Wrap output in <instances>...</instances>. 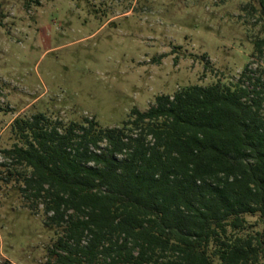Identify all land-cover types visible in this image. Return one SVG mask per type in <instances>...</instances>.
<instances>
[{
  "label": "trees",
  "instance_id": "trees-1",
  "mask_svg": "<svg viewBox=\"0 0 264 264\" xmlns=\"http://www.w3.org/2000/svg\"><path fill=\"white\" fill-rule=\"evenodd\" d=\"M254 47L264 59V38ZM251 65L224 87L158 96L117 127L19 116L0 180L42 214L60 264H260L264 228L248 218L264 227V69Z\"/></svg>",
  "mask_w": 264,
  "mask_h": 264
},
{
  "label": "rangeland",
  "instance_id": "rangeland-1",
  "mask_svg": "<svg viewBox=\"0 0 264 264\" xmlns=\"http://www.w3.org/2000/svg\"><path fill=\"white\" fill-rule=\"evenodd\" d=\"M253 0H0V150L19 116L103 128L192 85L224 87L253 56L264 20ZM257 9V8H256ZM0 161H3L0 153ZM1 174V172H0ZM0 180V264H60L54 234ZM261 231L259 217L248 218ZM260 264H264L261 261Z\"/></svg>",
  "mask_w": 264,
  "mask_h": 264
}]
</instances>
